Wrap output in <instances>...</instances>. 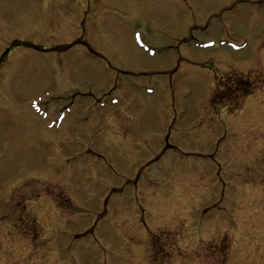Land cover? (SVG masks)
<instances>
[{
	"label": "rangeland",
	"instance_id": "374dc122",
	"mask_svg": "<svg viewBox=\"0 0 264 264\" xmlns=\"http://www.w3.org/2000/svg\"><path fill=\"white\" fill-rule=\"evenodd\" d=\"M0 264H264V0H0Z\"/></svg>",
	"mask_w": 264,
	"mask_h": 264
},
{
	"label": "flooded vegetation",
	"instance_id": "af4514ba",
	"mask_svg": "<svg viewBox=\"0 0 264 264\" xmlns=\"http://www.w3.org/2000/svg\"><path fill=\"white\" fill-rule=\"evenodd\" d=\"M135 133V132H134ZM136 134V133H135ZM138 135H139V133H138ZM135 138H136V136H135Z\"/></svg>",
	"mask_w": 264,
	"mask_h": 264
}]
</instances>
